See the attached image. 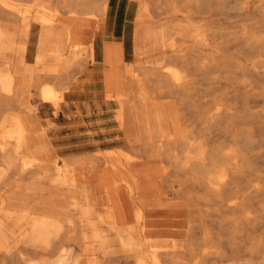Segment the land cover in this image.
I'll return each instance as SVG.
<instances>
[{
    "label": "bare ground",
    "instance_id": "bare-ground-1",
    "mask_svg": "<svg viewBox=\"0 0 264 264\" xmlns=\"http://www.w3.org/2000/svg\"><path fill=\"white\" fill-rule=\"evenodd\" d=\"M109 1L0 0V188L63 192L45 213L0 210V264H264V0H121L110 16H134L115 29ZM230 9L249 22L210 19ZM106 31L118 71L103 91ZM31 87L55 116L115 105L129 150L61 156L78 146H55Z\"/></svg>",
    "mask_w": 264,
    "mask_h": 264
},
{
    "label": "rangeland",
    "instance_id": "rangeland-1",
    "mask_svg": "<svg viewBox=\"0 0 264 264\" xmlns=\"http://www.w3.org/2000/svg\"><path fill=\"white\" fill-rule=\"evenodd\" d=\"M233 2V1H232ZM52 4L54 7L58 6V0H53ZM233 3H231L232 5ZM251 7L249 8V12L253 13V11L256 10V3H251ZM231 8V6H229ZM247 13V12H246ZM0 21L3 22H10L11 20L7 18L4 14L0 13ZM250 14V13H249ZM223 18V19H222ZM246 14H237L234 10L230 9L228 12L223 14H214L210 17V19H213L214 22L221 24L222 20L226 22H237V25L242 26L247 24L249 22L247 20ZM7 19V20H6ZM155 23H164L167 20H169V13L164 10V13L162 15H156L154 18H152ZM207 20L206 16H200V17H194V23H202ZM168 23L164 24L167 25ZM38 25L36 24V27ZM35 34L32 39V46H31V52H30V58L28 59L29 62L33 61V54L35 52V42L37 39V28H35ZM120 45V44H119ZM236 47V48H235ZM122 48V45H121ZM236 50V51H235ZM246 49L243 47H239L238 45H233L230 50L228 51V55L231 56H238L244 58V55H246ZM245 53V54H244ZM124 68V67H123ZM122 71V70H121ZM98 75V79H99ZM99 84V83H98ZM29 84L26 83L25 86H28ZM98 88V89H97ZM96 88V92H100L99 85ZM33 89V90H32ZM31 95L29 97V102L33 103L31 105L35 106L37 108L36 112L39 114L43 125L49 124L48 126L51 127V132L57 131V135L60 137V139L55 142V146L57 148L59 147H69V146H78V148L73 149L72 151H63L61 152V156L69 155L70 153L73 154H82L86 152H113L117 150L118 148L129 150L122 141H118L116 138L118 136L117 132V126L116 123L113 122L112 118L114 115V112L116 109L115 105L107 106L103 102H98V105L96 107H90L86 108L83 106L75 107V105L72 102L67 103L68 108H64L63 111L59 112L58 116H55L53 113L52 108L47 104H42L37 96L35 95V89L31 87L30 89ZM33 91V93H32ZM89 95V94H88ZM34 97V98H32ZM84 96V100L89 99V97ZM69 101L75 100V98L72 96L68 98ZM163 98H160L159 100H162ZM64 101V99H61ZM82 100V101H84ZM169 99H164V105L163 109L165 111H168L171 107L168 106L167 103ZM167 104V106H166ZM13 111H8L2 114V116L7 115L8 113H12ZM18 113H23L20 109L16 110ZM70 114V115H69ZM74 114V115H73ZM79 114V115H78ZM71 117L69 120L67 117ZM55 116V117H54ZM50 122H49V121ZM48 121V122H46ZM84 121V122H83ZM54 122V123H53ZM52 123V124H51ZM74 124V125H73ZM53 125V126H52ZM64 125V126H63ZM88 131V133H87ZM90 131V133H89ZM83 133V134H80ZM77 134V135H76ZM79 134V135H78ZM68 136V137H67ZM116 137V138H115ZM69 138V139H68ZM41 143L45 145V142L43 138H41ZM124 146V147H123ZM126 148V149H125ZM15 181V178L12 177ZM20 179H26V178H20ZM18 179V180H20ZM17 180V181H18ZM9 182V181H8ZM8 183L0 188V210H15L14 208L8 207V202L5 199V193L4 187H7ZM192 190L189 189V195H192ZM264 206V201L262 202ZM18 210V209H17ZM57 210H75L72 205L62 206L61 208H58ZM258 233L261 231L264 232V224H260L258 226ZM67 243H73L72 241H69ZM158 245V244H157ZM55 253L51 252L49 254V257L53 256ZM121 264H124L121 262ZM129 264H136V262H131Z\"/></svg>",
    "mask_w": 264,
    "mask_h": 264
},
{
    "label": "crops",
    "instance_id": "crops-1",
    "mask_svg": "<svg viewBox=\"0 0 264 264\" xmlns=\"http://www.w3.org/2000/svg\"><path fill=\"white\" fill-rule=\"evenodd\" d=\"M109 2L110 3H109L108 16L106 18L109 26H111L112 28L115 29L116 27L120 28L122 26H125L127 23L131 22L130 20L134 16L133 11L130 12L129 17L122 16L124 14V12H123V14H121V16L111 17L110 16L111 14H109V13L114 11L117 8V6H119L118 4L121 2V0H110ZM121 7H122V5H121ZM123 7H125V6H123ZM92 33H93V31H90V36L92 35ZM101 42H102L101 48H100L101 50L99 52V56L97 57V59L100 62V64L102 65L101 66L102 71H97V72L99 73L98 75L100 77L98 79V82L100 83L102 81L101 82L102 83V89L104 91V89H105L104 83L109 84L111 82V80H112L111 79V73H113L116 70L118 71V67H116L113 63L115 60V55H114V51L112 49V46L114 45L113 43H116V42H113V33L106 31L105 34L103 35V37L101 38ZM23 88H24L23 90L26 91V89H28V86H24ZM1 174L2 173L0 172V178L3 177V175H1ZM12 179L13 178H11V177L8 179V181H9L8 186L4 187V190L6 191L5 199L8 202V207L14 208V209L16 208L15 210H17V209L21 210V211L26 210L28 212L30 211V213L32 214V213H38L41 209L45 213V212H47V210L54 207L55 204L58 202L57 197H59V193H63L62 191H59V193H58V190L49 189L46 187L35 185L34 183H30L29 182L30 180H28V179H20L18 181H14ZM27 183H29V184H27ZM15 184H18V185H15ZM19 188H21V189H19ZM17 191H19V192H17ZM46 191H48V192H46ZM23 194H27V195H23ZM35 195H37V196H35ZM25 196H27L26 197L27 199H28V197H29V199L30 198L31 199L27 200L25 198ZM45 196H46V198H45L46 201L44 200ZM15 197H17V198L20 197V198L16 199ZM22 197H23V199H22ZM33 197H35L36 200L37 199L38 200L36 201ZM41 199H43V201H39ZM48 201H49V203H48ZM50 201H52L53 203ZM50 203H52V204H50Z\"/></svg>",
    "mask_w": 264,
    "mask_h": 264
}]
</instances>
